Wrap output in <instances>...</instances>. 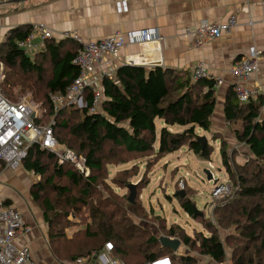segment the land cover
I'll use <instances>...</instances> for the list:
<instances>
[{
    "label": "trees",
    "instance_id": "obj_1",
    "mask_svg": "<svg viewBox=\"0 0 264 264\" xmlns=\"http://www.w3.org/2000/svg\"><path fill=\"white\" fill-rule=\"evenodd\" d=\"M33 32L34 26L21 25L11 29L1 41L0 66L5 67V71L8 70L2 75L6 80L3 87L0 86L1 94L15 103L16 101L10 100L14 98L12 89L20 86V93L30 96L32 103L37 104L42 111L35 124L43 126L53 118L52 128L59 144L84 157L90 169V174L85 176L72 163L59 164L57 154L51 149L42 148L40 144L29 149L23 166L27 172H33L40 178L32 185L30 192L34 201L43 202L44 219L49 225L52 244L60 242L64 235L61 231L54 233V222H61V216L62 220H69L70 216L65 211H56L57 208L64 209L66 205L80 203L89 206L92 196L100 193L98 187L103 184L104 179L102 153L106 146L113 152L144 155L155 153L162 157L187 146L201 159L210 162L214 148L209 143L202 146L199 139L203 136L198 130L211 132L218 102L216 79L185 77L182 72L160 66L147 68L126 64L117 68L114 78L102 79L100 87L103 100L98 113H90L88 108L81 109L71 105L56 111L51 98L65 95L69 86L80 76L81 70L74 62L80 46L74 39L52 38L32 56L19 46V42L27 39ZM10 70L19 72L23 77L13 80L16 76ZM28 76L31 78L28 79ZM33 77L37 79L32 80ZM85 93L88 106L91 107L92 94L89 88ZM263 105L264 95L259 94L256 98L241 102L234 87L228 88L223 105L224 118L229 127L234 126L232 132L238 144L236 146L247 149V152L242 153L244 164L236 161L235 153L228 155L226 142L220 150L228 177L239 185L237 197L233 202L230 197L217 203L216 228L212 223L207 224V220H202L210 231V236L199 232L192 237L182 228L174 226L167 231L169 238L178 239L180 236L183 247L198 251L214 264H222L226 260L224 243L218 233L221 228L235 229L240 233V236L232 234L242 246L234 249L231 264H264ZM48 115L50 118L47 120L45 117ZM156 120L163 121L160 131ZM239 123L240 128H236ZM175 126L186 129L177 132L172 129ZM3 169L0 165V172ZM75 190L79 197L73 196ZM47 192L57 196V206L50 196L43 199ZM176 196L188 215L194 219L200 218L196 213V204L190 198H184L178 193ZM128 201L130 206L132 202ZM10 202L7 200V203ZM100 205L114 207L119 213V220H114L112 211H100ZM132 208L133 210H125L120 202L109 199L99 202V206L90 211L92 223L87 225V236L96 239L98 243L105 241L99 251L103 250L107 242L113 243L111 256L121 264H145L163 257H171L176 263L210 264L197 262L193 254H182L163 247L155 235L146 237L144 229L134 221L133 216L145 215L148 219L149 216L143 214L141 207L137 212L135 207ZM220 213L224 215L219 217ZM50 214H53V218ZM156 221L160 223L163 220L157 216ZM78 233L80 232L74 234ZM93 244L94 246H83L74 253L71 252L72 259L90 255L91 251L88 250L97 249L96 243ZM52 248L53 245V257L61 262L58 257L61 253L59 246Z\"/></svg>",
    "mask_w": 264,
    "mask_h": 264
},
{
    "label": "crops",
    "instance_id": "obj_2",
    "mask_svg": "<svg viewBox=\"0 0 264 264\" xmlns=\"http://www.w3.org/2000/svg\"><path fill=\"white\" fill-rule=\"evenodd\" d=\"M118 1L4 0L0 3V36L4 38L11 29L21 25L42 24L52 31L57 40H62L65 32H77L84 41H101L118 31L128 33L156 28L161 37L159 41L129 44L119 54L107 56L97 69L101 72L104 68L107 70L126 64L147 68L160 66L192 78L193 70L203 64L211 77L226 82L218 88L222 101L217 103H222V106L229 85L237 81L231 74L235 60L247 54L249 48L256 47L262 52L260 71L249 82L243 83L257 88L264 95V0H128L127 11L124 12L119 11ZM231 13L238 15L236 28L221 39L202 47L196 46L193 33L200 25L223 22ZM34 41L37 51H40L45 40L36 32ZM25 172L29 173L22 167L3 171L0 175V196L19 207L29 222L24 202L29 203L30 200L23 195L26 186L20 182ZM7 182L13 184L15 193L10 188L4 189ZM29 205L34 207L31 203ZM31 234V248L40 250L43 255L39 260L35 253L38 264H111L103 257V251L76 261L58 262L51 255L48 245L47 253L42 250L44 243L38 232Z\"/></svg>",
    "mask_w": 264,
    "mask_h": 264
},
{
    "label": "rangeland",
    "instance_id": "obj_3",
    "mask_svg": "<svg viewBox=\"0 0 264 264\" xmlns=\"http://www.w3.org/2000/svg\"><path fill=\"white\" fill-rule=\"evenodd\" d=\"M2 1L4 0H0V3ZM34 27H42L48 29L46 26L42 24L34 25ZM133 31H130L128 33H131ZM66 33H69L70 35L73 34L72 32H65V34ZM78 36L82 40V37L79 34ZM70 37L71 39H74L72 36ZM4 39L5 37L1 39L0 36V43ZM74 40L79 44L81 48L82 45L79 43L80 40H76V39ZM46 41L47 40H45L43 44H45ZM92 42H97V41H92ZM34 44L36 43L34 42ZM32 52L35 51L33 50ZM32 52L31 55L33 56L35 53ZM74 62H80L78 57L75 58ZM48 68H50V65H48ZM7 71H5V67L0 66L1 87H3V83L6 80V78H4L2 75H5ZM97 71L99 70L97 69ZM10 72H12L16 76L14 79L12 78L13 80L20 79V77H23L17 71L10 70ZM48 74L50 75L51 73L49 72ZM7 75L9 76L10 73H7ZM27 78L30 79L31 76H28ZM36 79L37 77L32 78V80H36ZM229 86H232V84H230ZM1 92L2 91H0V94ZM12 93L14 98L10 100L16 101L15 103L30 102L36 110L42 112L38 108L37 104L35 105V103L34 104L32 103L30 96H28L25 93L23 94L20 93V86H17L14 89H12ZM217 97H218V101L219 100L222 101L221 97H219L218 95V92H217ZM76 107L81 109L86 108V107L82 108L79 103H77ZM261 114L264 116V112L263 113L261 112ZM45 118H47L48 120L50 118V115L46 116ZM73 119H75V117H73ZM52 122H53V118H51L49 123L43 125L42 127H46L50 125ZM156 124L158 131H160L163 127V121L156 120ZM240 125L241 123H239L238 127L236 128H240ZM233 128L234 126L229 127L225 121L222 103L219 104L217 103L216 112L213 117V125L211 128V132L198 130L199 134L201 136L206 137L207 143L211 144L214 148L210 162L208 160L201 159L195 153L190 151L187 146L181 148L179 151L175 153H172L164 157L157 155L155 153L153 154L150 153V155H146V154L144 155V154H131V153H126L124 151L113 152V150H111L108 146H106L102 153V158L104 160V171L102 177H104V179H103V184L98 187V191L100 193L96 195L94 194L92 196V201H90L89 206L82 205L80 203L77 205L73 204L74 206L66 205V208L64 209L57 208L56 211L58 212L65 211L69 213L70 216L68 219L70 221L65 219L62 220L63 216H61V222H57V221L54 222L55 225L54 233H57L58 231L64 233L63 237L60 238V242H55L54 244L51 243L49 238L50 236L49 225L43 219L45 212L43 202L34 201L30 192L32 185L36 183L40 178L38 179V177H36L37 175L34 174L33 172H29V173L25 172L24 173L25 175H23V178L20 181L23 185L26 186V189H24L26 191L24 192L23 195H26L28 197V199L31 201V202L29 201V203H31L34 207L29 205L28 202L26 203L24 202L25 204L24 206L26 207L27 210L25 209L24 206L23 208L25 209V213H27L29 215V218L31 219L28 220L31 223V225L34 227V231L38 232L39 238L43 240L44 246L43 249L42 248L40 249L45 250V252L47 253L46 247L48 245V248L52 255L54 253L53 248L59 246L61 253L58 254V257L61 260V262L76 261L79 258H83V257L87 258V257H91L94 254L100 253L102 250L99 251V248L103 246L105 241L98 243L96 239L93 240L88 238L87 225H90V223H92L90 217V211L93 208L96 209V207L99 206V202L109 201V199L111 201L120 202V204L123 205V208L125 210L126 209L129 210V208L133 210L132 207H135L137 212L140 210L141 207L143 214L146 213L149 216V219L147 217H144L145 215L141 217L135 215L133 216V219L136 223H138L140 227L144 229L143 233L146 234L145 235L146 237L155 235L159 239L160 237L169 238L170 236L168 235L167 231L173 226L177 227V229L182 228L187 234L191 235L192 237L199 232L204 233L207 236H210L211 233L208 230V228L206 229L202 220H207L208 222L207 224L212 223L211 225L215 227L218 224V215H216L217 203L223 202V200L230 197H231L230 199L232 200L231 202H233L234 199L237 197L236 191L239 188L238 183L234 182L233 180L230 179V177H228L226 173V169L222 164V157L220 150L223 147V143L224 142L227 143L226 145L228 147L227 150L228 155H232L233 153H235L236 161H238L239 164L245 163L242 153L244 151L247 152V149L245 147L236 146L237 142L234 139L235 136L232 132ZM172 129L177 132H182L186 128L175 126ZM156 146L158 148V143ZM22 170L23 171L25 170L23 165H22ZM206 170H210L211 173L213 172L215 174L216 176L215 180H219V182L229 183L230 185H232V191L229 192L224 197H221L219 199H213L212 191L215 187V183H214L215 180L210 181L208 179ZM15 177L17 178L18 176ZM7 185L4 186V189L10 188L14 193L16 192L13 189V184L10 185V183L7 182ZM130 185H136V197L134 199V202H132L130 206H128V202H129L128 199L131 195V192L129 190ZM104 186H108V188H105ZM27 188L29 189V191L27 190ZM50 192H47V194L43 195V199H45L47 196H50V198L54 201V204L57 206V202H55L57 196ZM180 192H184L185 197L190 198L196 204V208L199 211L197 216L200 218L194 219L183 210L179 200L176 198L177 197L176 193L180 194ZM23 195L21 197H23ZM73 196L79 197V193L75 190ZM62 202H64V200H62ZM17 204H19L20 206V202H17ZM101 209L105 212L112 211L115 216L114 220H119V213L116 211L114 207H107L100 205V211ZM222 215H224V213L223 214L220 213L219 217H221ZM50 216L51 218H53V214H50ZM157 216L163 221L162 222L159 221L160 223H158L156 221ZM162 228H164L166 232ZM63 229L66 230L63 231ZM77 232L80 233L75 235L74 233ZM218 233H219V237L222 239L224 243V247L226 251V260L222 264H231V262H233L232 259H233L234 249L242 246V243H239L240 241H237L236 237H232V234L240 236V233L237 232V230L235 229H229V228H221V230H219ZM179 237L180 236H178V239H180ZM68 238H71L72 240L70 241ZM28 242L31 243L29 238H28ZM49 242H50V247H49ZM94 242L96 243L97 249L88 250L91 251L90 255L79 256L76 258V260L72 259L73 255H71V252L74 253L83 246H94L93 244ZM77 243L78 246L76 247ZM52 245H53L52 248L53 252L51 251ZM33 252L34 255L36 253V256L38 257L39 260L40 257H43V255L40 254V250L37 251L33 250ZM180 252L193 254L197 258L196 260L197 262L198 261L204 263L208 262L210 264H214L210 259L200 255L196 250L193 251L188 248L182 247L178 251V253ZM55 260L59 262V260L57 259Z\"/></svg>",
    "mask_w": 264,
    "mask_h": 264
},
{
    "label": "built area",
    "instance_id": "obj_4",
    "mask_svg": "<svg viewBox=\"0 0 264 264\" xmlns=\"http://www.w3.org/2000/svg\"><path fill=\"white\" fill-rule=\"evenodd\" d=\"M127 3V0L118 1L117 7L120 12L127 11ZM238 24L239 19L236 13H231L227 20L223 22L204 23L193 33L195 44L202 47L211 41L221 39L225 34L236 28ZM36 32L41 33L42 35H40L45 40L54 38L51 30L34 27V32L27 39L19 42V46L29 54L33 50L35 52L38 50V46L34 44L35 41L33 42ZM72 33L71 35L64 33L61 39H71L70 36H72L74 39L80 40L79 43L82 47L77 55L80 62H75V64L80 67L81 73L78 79L69 86L65 95L51 98L56 111L63 106H77V103H79L82 108H88L90 113H98L102 104L101 81L104 77L114 78L117 67L107 70L104 68L100 72L97 71V65L103 63L107 56L119 54L129 44L154 43L161 39L156 28H145L131 33L118 31L97 42H85L79 38L76 32ZM261 57L262 52L256 47H251L247 54L235 60L232 66L231 74L237 79L232 86L241 102H247L250 98H256L260 94V90L243 82H249L260 71ZM201 77L211 78L203 64H199L193 70V78L199 79ZM225 83L224 80L217 79L216 88L224 86ZM87 88L92 94L91 107L88 106V102L85 100V90ZM0 106L3 115L6 116L3 123L0 121V165L4 167L2 172L21 168L29 149L35 144H40L42 148L51 149L57 154L59 164L63 165L69 162L74 164L85 176L90 174V169L87 167L84 157L78 156L73 150L59 144L52 128L54 119L46 127L37 126L35 120L42 115L41 112L36 110L30 102L12 103L5 99L2 94H0ZM263 112L264 105L262 107ZM2 172H0V175ZM212 175L213 180H215L216 176L213 172ZM214 183L213 199L224 197L232 191V185L229 183L219 182V180H215ZM33 230L34 227L27 222L19 207L7 203V199L0 196V264H38L28 242ZM113 249L114 244L107 242L102 250L104 253L101 251L103 257L111 264H120L117 260L111 258L110 254ZM105 253L111 257L107 258ZM145 264L188 263H176L171 257H163L148 261Z\"/></svg>",
    "mask_w": 264,
    "mask_h": 264
},
{
    "label": "water",
    "instance_id": "obj_5",
    "mask_svg": "<svg viewBox=\"0 0 264 264\" xmlns=\"http://www.w3.org/2000/svg\"><path fill=\"white\" fill-rule=\"evenodd\" d=\"M128 65H132V64H128ZM199 141L202 143V146L205 147V145L207 143V138L203 136V137H201L199 139ZM206 174L208 176V179L210 181H212L213 180V175H212L211 171L210 170H206ZM129 190L131 192L129 200L131 202H134V199L136 197V185H130ZM180 196L185 197V193L184 192H180ZM198 212L199 211L196 210L197 214H198ZM160 243L162 244L163 247L170 248L171 250H173L175 252H178L182 248V243H181V241L179 239H171V238H168V237H160Z\"/></svg>",
    "mask_w": 264,
    "mask_h": 264
},
{
    "label": "bare ground",
    "instance_id": "obj_6",
    "mask_svg": "<svg viewBox=\"0 0 264 264\" xmlns=\"http://www.w3.org/2000/svg\"><path fill=\"white\" fill-rule=\"evenodd\" d=\"M122 12H124V11H122ZM85 100H86V95H85ZM5 119H6V116L3 115V112H2L1 106H0V121L3 123L5 121Z\"/></svg>",
    "mask_w": 264,
    "mask_h": 264
}]
</instances>
